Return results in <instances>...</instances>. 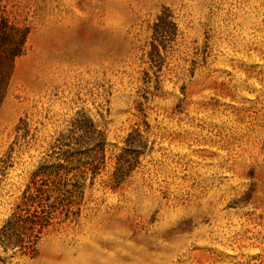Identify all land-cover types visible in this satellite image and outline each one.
<instances>
[{"label": "rangeland", "instance_id": "374dc122", "mask_svg": "<svg viewBox=\"0 0 264 264\" xmlns=\"http://www.w3.org/2000/svg\"><path fill=\"white\" fill-rule=\"evenodd\" d=\"M0 231L39 169L77 221L0 264H264V0H2Z\"/></svg>", "mask_w": 264, "mask_h": 264}, {"label": "trees", "instance_id": "16d2710c", "mask_svg": "<svg viewBox=\"0 0 264 264\" xmlns=\"http://www.w3.org/2000/svg\"><path fill=\"white\" fill-rule=\"evenodd\" d=\"M29 30L10 22L0 0V64L13 62L26 51ZM2 79L0 78V86ZM59 164L55 169H39L21 201L0 231V239L11 248L34 254L38 240L51 229L77 221L84 196V170Z\"/></svg>", "mask_w": 264, "mask_h": 264}]
</instances>
